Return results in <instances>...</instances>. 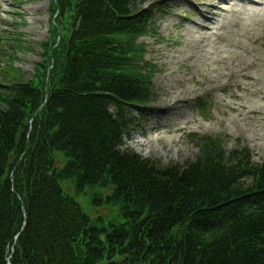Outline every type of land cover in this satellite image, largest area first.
Listing matches in <instances>:
<instances>
[{
  "label": "trees",
  "instance_id": "trees-1",
  "mask_svg": "<svg viewBox=\"0 0 264 264\" xmlns=\"http://www.w3.org/2000/svg\"><path fill=\"white\" fill-rule=\"evenodd\" d=\"M131 4L50 0L32 78L0 56V264H264V163L247 147L191 134L195 160L164 165L125 146L154 77L137 40L156 35V6ZM62 180L124 220L97 225Z\"/></svg>",
  "mask_w": 264,
  "mask_h": 264
},
{
  "label": "rangeland",
  "instance_id": "rangeland-1",
  "mask_svg": "<svg viewBox=\"0 0 264 264\" xmlns=\"http://www.w3.org/2000/svg\"><path fill=\"white\" fill-rule=\"evenodd\" d=\"M161 1L164 4L154 9L156 35H143L137 40L144 45L145 59L154 64V77L145 104L134 113V126L124 139L125 146L164 165L184 164L195 160L199 153L191 134L221 136L226 151L247 147L254 163H264V66L249 67L250 61L264 59L263 22L250 25V34L245 28L228 29L225 36L210 43L199 47L194 44L190 56L171 59L186 47L188 31L194 36L203 35L189 28V21L199 11L210 10L214 0H132L131 7L141 9ZM234 1L238 8L242 0ZM241 20L243 24L248 22ZM49 21L50 0H0V40L4 43L0 45V56L19 68L24 80L31 78L34 66L43 60L41 43L49 35ZM204 28L210 38L219 29L215 21L204 23ZM15 39L22 50L17 49L16 58L11 60L9 53L14 51ZM0 64L6 67L5 62ZM165 90L167 97L162 99ZM205 99H209V109L202 114L197 103ZM164 103L173 105L175 114L157 117L161 113L144 108ZM171 120L178 121L165 128ZM136 138L151 141L137 149L131 145ZM60 184L97 225L124 220L115 206L94 202L87 191L76 192L72 181L62 180Z\"/></svg>",
  "mask_w": 264,
  "mask_h": 264
},
{
  "label": "bare ground",
  "instance_id": "bare-ground-1",
  "mask_svg": "<svg viewBox=\"0 0 264 264\" xmlns=\"http://www.w3.org/2000/svg\"><path fill=\"white\" fill-rule=\"evenodd\" d=\"M223 2V6L220 4ZM250 0H242L241 3L238 4V8H236L234 5L237 4L234 0H214V2H211L210 10H207L205 12L199 11L197 13V17L194 18L192 21H189V28H194L195 30L202 31L203 35L200 36H194L191 31H188L186 33V47L183 49V51H180L176 56L171 57V59L176 58H186L190 56L191 54V48L194 46V44L199 46H203L206 43L212 42L213 39H217L219 37L225 36L228 29L233 28H240L242 31L245 28L247 31V34H250V25H254L258 21H262L264 25V0H251V4H248ZM225 4L230 5L229 7L224 6ZM245 12V14L242 13ZM240 15L242 19H247V23L243 24L242 20L240 18ZM217 22L218 24V32L215 31L213 34L214 38H210L208 35V31L206 28H204V23L209 22ZM264 28V26H263ZM221 30V31H220ZM259 35V32H258ZM255 37V35H253ZM203 43V44H200ZM196 57V56H195ZM176 63V61H174ZM256 62L255 64H253ZM257 64H260L261 66H264V59L259 58V61H250L249 67L255 68ZM167 90L163 92L162 99L167 97ZM173 106V105H172ZM172 106L170 104H159V105H147L144 108L148 109H154L156 113H161L159 116H165L167 114H173L172 112ZM175 114V113H174ZM179 120V119H178ZM178 120H171L166 125L164 124V127L166 128L167 125H173L176 124V121ZM151 140H139L136 138L132 142V147L137 148V146H147L150 143Z\"/></svg>",
  "mask_w": 264,
  "mask_h": 264
}]
</instances>
